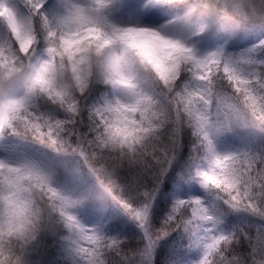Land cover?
<instances>
[{
  "label": "snow or ice",
  "instance_id": "obj_1",
  "mask_svg": "<svg viewBox=\"0 0 264 264\" xmlns=\"http://www.w3.org/2000/svg\"><path fill=\"white\" fill-rule=\"evenodd\" d=\"M112 2L60 0L49 19L41 11L46 0H0L10 33L0 43V136L30 134L78 156L108 195L135 189L143 196L138 207L113 199L142 236L129 243L85 227L71 209L88 197L54 186L53 167L0 159V264H59L65 253L77 264H173L185 236L188 247L201 249L198 264H264V146L218 154L210 138L237 127L264 136V0H147L146 8L169 13L156 27L116 26L108 18ZM213 29L257 42L199 53L191 41ZM96 84L124 98L88 103ZM189 130L208 153L198 175L219 204L179 200L156 227V193ZM236 213L252 219L226 228ZM173 232L180 237L160 246Z\"/></svg>",
  "mask_w": 264,
  "mask_h": 264
},
{
  "label": "trees",
  "instance_id": "obj_2",
  "mask_svg": "<svg viewBox=\"0 0 264 264\" xmlns=\"http://www.w3.org/2000/svg\"><path fill=\"white\" fill-rule=\"evenodd\" d=\"M53 1L54 0H46L45 7L41 10L44 15L47 13L46 6L51 8ZM156 10L157 12L169 14L165 9H162L159 6H156L155 12ZM257 36H259V33H257ZM9 39V37H6V39L4 38L0 40V43L9 42ZM214 39H219L218 46H223L227 51L233 52H239L250 48L257 42L256 40L236 41L235 39H229L226 31L222 30L217 32L213 29L202 37L194 39L191 43L195 45V48L198 51L200 48H205L206 45L210 46ZM40 46L42 47V44ZM259 55L264 56V53H260ZM219 84L222 91H231L226 82L221 81ZM110 88V86L103 84L94 85L88 103H95L103 98H110ZM40 107L41 110L47 111L50 115H55L57 118H63L65 115L62 110H59L55 105L42 103ZM84 118L85 120L87 119L86 113ZM81 130L84 131L85 129L82 128ZM3 137L9 142V144L14 145L17 149L28 152V155L31 153L51 162L57 172V178L54 181V186H57L64 191L67 185H70L78 180L76 189H83L90 196L99 198L102 201L101 205L107 208L105 214L111 216L112 218V220L104 222L101 225V227L104 228L102 230L106 235L115 236L118 239L129 243L141 237L138 232L140 229L136 220H134L133 217L125 211V209L118 202V199H113V196H116L119 199H123L124 201L131 203L132 206L138 207L143 200V196L138 195L135 189L130 186L123 187L115 190L113 195H108L99 187L95 178L90 176L87 166L78 156L56 153L47 146L35 141L30 134L20 136L8 135ZM250 137L255 139V147H251V149L258 151L261 146H264V136L254 135L252 133ZM207 156L208 153L206 152L204 146L198 143L196 137L193 136L191 130H189L187 136L182 139V146L172 164V167L165 175L162 183L160 184L159 190L156 193L151 216V221L156 227H160L164 219L172 211L177 201L196 198L193 193L188 192L187 186H196V188H198L199 184L205 188L206 193L217 200L215 189L201 184V178L198 175L199 172L206 170L209 166ZM63 167H65L67 171L60 180L58 174ZM228 218L230 221L232 220V216ZM238 219V224H241L245 219L251 220L252 218L246 216L244 213H238ZM62 231L66 232V230ZM128 234L132 235L128 236ZM180 235L181 234L178 232L171 233L169 236L165 237L164 240L160 241V246H164L167 241L177 240ZM186 239L187 238L185 236L182 241V245L185 243ZM48 243L50 245L49 251H55V249L51 247V238ZM159 251L160 247L157 248V254H159ZM178 259L179 257H173V264H175V261ZM179 261L181 262V260ZM59 264H77V261L71 255L65 253L59 258Z\"/></svg>",
  "mask_w": 264,
  "mask_h": 264
},
{
  "label": "rangeland",
  "instance_id": "obj_3",
  "mask_svg": "<svg viewBox=\"0 0 264 264\" xmlns=\"http://www.w3.org/2000/svg\"><path fill=\"white\" fill-rule=\"evenodd\" d=\"M147 0H113L112 7L109 9L108 18L109 21L118 27H137V26H150L156 27L164 22L165 17L168 15L163 12H155L156 7H145ZM60 0H54L51 4V8L46 6V15L49 19H52L60 11ZM18 11H20L18 9ZM22 14V13H21ZM4 34V35H3ZM10 38V33L7 26L0 21V40ZM219 39H214L210 46L200 48L199 53L214 51L218 46ZM110 97L113 95L124 98V94L121 92H113L110 88ZM240 133V134H239ZM252 131L247 128L237 127L231 131H214L210 133V138L213 143V147L218 154H229L240 150H247L251 147H255L254 138H251ZM17 149L14 145L0 136V159L7 160L10 163H20L25 161H35L43 166H51L55 169L53 164L46 159H42L33 154ZM56 171V170H55ZM67 169L63 167L58 174L61 177L66 173ZM202 184V183H201ZM78 180L74 183L67 185L65 192L72 194L74 197H79L81 194L88 197L82 206L71 209L72 213L77 217L79 222L87 228H95L102 230V223L112 220L111 216L106 215L107 208L102 206V201L94 196H90L83 189H76ZM189 193H193L194 197L200 198L208 205H218L219 201L206 193L205 188L198 184V188L193 186H187ZM238 213L232 216V220L229 218L224 225L226 228H231L232 225L238 224ZM140 229V228H139ZM103 231V230H102ZM140 236H142L141 229L138 230ZM132 234H128L131 236ZM182 256L178 260H181V264H198L201 257V249L193 246L188 247V240L186 239L182 247Z\"/></svg>",
  "mask_w": 264,
  "mask_h": 264
}]
</instances>
